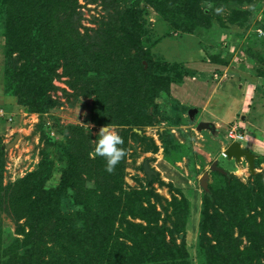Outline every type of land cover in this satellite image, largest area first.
Listing matches in <instances>:
<instances>
[{"label": "rangeland", "instance_id": "rangeland-1", "mask_svg": "<svg viewBox=\"0 0 264 264\" xmlns=\"http://www.w3.org/2000/svg\"><path fill=\"white\" fill-rule=\"evenodd\" d=\"M63 1L65 6L53 0L38 7L44 20L39 24L46 31L42 37L28 35L9 22L6 2L0 0V145L5 147L2 186L37 173V186L45 191L54 190L63 180L66 187L71 158L77 164L103 159L94 152L95 141L100 128L109 126L122 137L126 148L124 177L119 181L126 192L146 193L143 210L135 208L132 219L124 214L133 209L126 202L111 211L104 208L109 223L102 230L112 243L101 248V242L94 244L87 237L86 245L78 249V258H89L85 262L103 258V264L126 260L153 264L172 258V251L178 256L183 253L187 264H200L207 249L201 250L198 244L202 202L209 193L214 196L210 211H217L222 220L232 204L235 218L229 223L228 234L236 249L242 252L253 242L260 244L257 231L264 229V35H257V30L264 32V0ZM29 38L34 46L25 52L29 51L28 56L30 52L37 54L34 61L26 63L17 55L7 61L11 43ZM80 47L107 55L112 61L109 71L122 67L117 57L121 55L128 66L122 73H133L129 77L132 81L122 79L123 74L118 84L112 82V76L74 74L68 58ZM138 74L148 82L146 93L152 105L141 111L137 106L143 99L136 93ZM92 80L99 86L96 96L80 93L79 87ZM102 84L122 87L116 93L104 86V91L112 94L107 102L132 105L127 116L140 119L142 126L102 125L96 120L93 102ZM130 89L136 94L131 99ZM38 101H49L48 109L37 112L34 106ZM46 122L56 129L48 135L47 129L39 126ZM201 124L206 127L198 129ZM230 134L243 137L244 142L238 144L253 154L252 167L244 158L236 161L222 156L229 145L237 143ZM145 161L156 174L150 184L142 168ZM212 163L225 175L211 171ZM204 173L208 174L207 191L199 184ZM86 179V187L91 188L94 182ZM75 198L70 190L57 197L59 224L66 214L88 211L90 206L78 205V192ZM140 214L144 217L139 218ZM114 215L121 218L112 223ZM79 219L75 214L71 221ZM26 222L15 214L6 196L0 195V264H16L10 258L13 251L16 255L29 253L19 233L20 229L28 232ZM139 226L143 227L142 247L137 250L126 237L132 239L130 233L134 235ZM221 227L227 236L226 226ZM159 229L170 247L161 249L158 240L151 237ZM84 232L77 227V233ZM207 237L212 238L210 234ZM42 241L48 246L45 239ZM178 246H183L182 250L174 248Z\"/></svg>", "mask_w": 264, "mask_h": 264}, {"label": "trees", "instance_id": "trees-1", "mask_svg": "<svg viewBox=\"0 0 264 264\" xmlns=\"http://www.w3.org/2000/svg\"><path fill=\"white\" fill-rule=\"evenodd\" d=\"M5 2L6 17L9 22L17 25L28 35L34 33V36L43 37V35H45L46 31L44 25L39 24L40 22H44V20H42L43 18L39 16L38 7L53 3V0H27V3H25L24 0L19 2H17V0H5ZM32 2H34V4H32ZM56 2L65 6V2L63 0H56ZM260 32L261 33L258 34L257 30V35H264L262 30H260ZM15 42L16 40H14V44L11 43V52L7 55V61L12 55L19 56L18 59L25 60L26 63L34 61V57H37V54L33 55L30 52L28 56L29 51L27 53L25 52L26 48H29L30 50L34 46V41L29 38L28 41L25 42H22L21 40L17 43ZM96 47L98 48V46ZM117 57L119 62L122 63V67L117 68L114 71H109V64L112 63V61L107 57V55L98 50L87 52L86 48L80 47L79 50L73 51L70 54L68 61L72 64L71 70L74 74H80L81 76H88V74H90L91 76L97 78H105L106 75L110 77L112 76V82L114 84H118V78H121L123 74L124 77L122 79H126L127 82L132 81L129 77H132L133 73H129L128 70H125L124 73H122V71L127 69L128 66L123 64L121 55H118ZM151 66L158 67L156 64H150V67ZM137 71H139V73L141 72L140 69ZM146 72L148 71L146 70ZM136 79L140 81V85L137 88L138 91L135 92L143 96V99H140L137 105L138 109L140 108L141 111V109L145 110V108H148V106L151 107L152 105L149 103V99L147 98L146 89L148 87L145 83L148 82L145 76H143V74H138ZM153 80V78L150 79V81ZM93 82L94 80L84 83L79 87V92L86 95H89L92 92L96 96V93L94 92H96L99 86L93 84ZM104 86L116 93H120L122 90V87H113L112 84L100 85L102 90L97 96L98 99L93 102V113L96 115V120L99 123H102V125L117 123L120 126H124L125 123H129L133 127L142 126L143 121L135 119L132 116L130 118L127 116V113L132 105H127L126 103L120 104L116 102L110 104L107 102V100L111 99L112 94L110 92H105ZM130 90L128 93L131 99L136 94L132 91L133 89ZM48 104L49 101H38L35 102L34 108L40 113L48 109ZM39 126H42L45 130L47 129V135L52 130H56L54 125L51 126L50 124L49 126L47 125V122L41 123ZM122 148L126 152L124 145H122ZM4 150L5 147L0 145V195H3L4 197L6 196L7 201L9 205L12 206L15 214L27 220L25 226L28 227V232L20 229L19 233L24 237L22 243H24L25 247L28 248L24 250H28L29 253L25 252L23 255H16L15 251H13L10 258L13 260L15 259L16 264H95L96 262L97 264H103L101 263L103 262V258H101L100 261L93 260L91 262L84 261V259L89 258H78L80 256L78 249L80 250L84 245H86L87 237L89 240H92L94 244H99L101 242L100 246L103 244L101 248H104V246L108 243H112L110 238L106 237L107 235H105L104 230H102L103 226L109 223L106 210H104V208L111 211L113 206L119 207L126 202L133 209L129 208L127 213L124 214L128 215L132 219L135 218V208L143 210V207L141 206L144 204L143 197H145L146 193L137 191L126 192L124 191L122 183L119 181L124 177L125 165L123 159L115 166L112 173H108L105 170L106 161L104 158H99L95 161L88 159V162L86 159V161H82L79 164L75 162L74 158H71L69 161V171L67 172L71 176L68 178L67 186L64 187L62 185L63 180L62 183L52 191H45L41 185L40 187L37 186V173L26 175L14 184L4 188L2 186V174L5 167ZM86 178H89L94 182V185L91 188L86 187L85 183L87 181H84V179L87 180ZM241 187L242 189L245 188L243 185ZM63 190L72 191L74 200L76 199L75 193L78 192L80 196V199H78V202L80 203L78 205L83 206L86 209L88 206L90 207H88V211L85 209L86 212L83 213H76V211H74L71 215L66 214L63 222H61L62 224H59L61 220L58 221L59 212L57 209V197ZM213 202V194L209 193L204 196L202 202L198 244L201 250L203 247L207 249L206 254L203 251V259L201 260L200 258V264H264V242H262V239L264 238V229L259 228L257 231V238L260 240V244H255L253 242L246 247L244 251H238L236 249L237 246L235 247L233 242L229 239L228 234L231 228L229 223L232 222V217L235 218L234 210L231 208L232 204L228 205L229 208L226 210L225 216H223L222 220L217 211H210V205ZM149 207L152 209V213L155 216H158V212L154 209V207ZM261 210L264 209L261 207ZM75 214L79 216L80 219L71 221ZM147 214H150V212ZM138 216H140L139 218L144 217V215L141 214ZM120 218L121 215H114L112 217V223ZM241 219V221L244 220L243 217ZM238 220L237 223L242 224L240 219ZM262 220L264 224V215ZM219 221L221 224H219ZM146 223L148 225L151 224V222L148 221ZM221 226H226L225 230L228 237L221 231ZM77 227L81 228L83 232L85 230L84 234L77 233ZM136 229L137 232H134V235L129 232L132 239L129 237L126 238L134 242L135 248L138 250V248L142 247L141 229H143V227L139 226ZM72 233L75 234L74 237H72ZM129 233L127 231V234ZM162 233L163 230L159 229L155 234H152L151 237L154 240H158V244H161L159 247L164 249L163 246L169 245L161 238ZM208 234H210L212 238L207 237ZM169 236L171 238L173 237V233L171 231L169 232ZM44 239L46 240L48 246L43 244L42 240ZM70 240H72L73 243ZM72 247L75 248L73 252ZM99 248V246L96 247V250ZM174 248L182 250L183 246ZM43 250L44 252L48 251L50 253H43ZM170 253L172 254V258L153 264H187V258L183 253V255L179 253V256L176 255L177 253H172V251ZM26 255L29 257L27 260L25 259ZM124 256L127 257L126 253ZM45 259L48 260L45 261ZM121 262L110 261L104 264H134L128 263L127 260L123 263Z\"/></svg>", "mask_w": 264, "mask_h": 264}, {"label": "clouds", "instance_id": "clouds-1", "mask_svg": "<svg viewBox=\"0 0 264 264\" xmlns=\"http://www.w3.org/2000/svg\"><path fill=\"white\" fill-rule=\"evenodd\" d=\"M219 12L220 10L217 9ZM98 140L95 141L94 152L97 156L103 157L106 161V171L112 173L115 166L125 157L126 153L122 147L124 143L122 137L112 131L109 126L100 128ZM89 187L92 185L89 184Z\"/></svg>", "mask_w": 264, "mask_h": 264}, {"label": "water", "instance_id": "water-1", "mask_svg": "<svg viewBox=\"0 0 264 264\" xmlns=\"http://www.w3.org/2000/svg\"><path fill=\"white\" fill-rule=\"evenodd\" d=\"M193 112V111H192ZM206 125L205 124H201L198 129H203L205 128ZM225 155L228 159H235L236 161H240L241 158H244L250 167H252L253 165V159L254 156L253 154H251L248 150L243 149L241 147V145H239L238 143H232L231 145H229V147H227V149L225 150ZM143 168V172L144 175L147 178L148 183L150 184L152 181V178L156 176L155 172L151 170L149 164L147 161H145L142 165ZM210 170L214 171L216 173L225 175V171H223L222 169H220L216 163H212L210 165ZM208 178V174L204 173L203 176L200 179V187L204 190L207 191L208 189V185H207V180Z\"/></svg>", "mask_w": 264, "mask_h": 264}, {"label": "built area", "instance_id": "built-area-1", "mask_svg": "<svg viewBox=\"0 0 264 264\" xmlns=\"http://www.w3.org/2000/svg\"><path fill=\"white\" fill-rule=\"evenodd\" d=\"M258 33H259V34L261 33L260 30H258ZM229 138H235V139H233V141H236V142L239 143V144H241V143L244 142V141H242V140H243V137L240 136V135H234V136H233V134H230ZM222 156H223L224 158H226V155H225L224 153L222 154Z\"/></svg>", "mask_w": 264, "mask_h": 264}, {"label": "bare ground", "instance_id": "bare-ground-1", "mask_svg": "<svg viewBox=\"0 0 264 264\" xmlns=\"http://www.w3.org/2000/svg\"><path fill=\"white\" fill-rule=\"evenodd\" d=\"M240 172H238L237 174H239Z\"/></svg>", "mask_w": 264, "mask_h": 264}, {"label": "crops", "instance_id": "crops-1", "mask_svg": "<svg viewBox=\"0 0 264 264\" xmlns=\"http://www.w3.org/2000/svg\"><path fill=\"white\" fill-rule=\"evenodd\" d=\"M244 147V146H243ZM227 158V157H226Z\"/></svg>", "mask_w": 264, "mask_h": 264}]
</instances>
